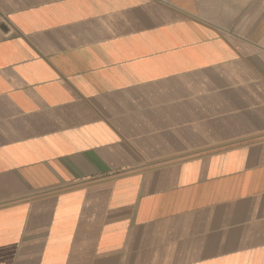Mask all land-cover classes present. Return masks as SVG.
<instances>
[{"label": "crops", "instance_id": "1", "mask_svg": "<svg viewBox=\"0 0 264 264\" xmlns=\"http://www.w3.org/2000/svg\"><path fill=\"white\" fill-rule=\"evenodd\" d=\"M0 264H264V0H0Z\"/></svg>", "mask_w": 264, "mask_h": 264}]
</instances>
